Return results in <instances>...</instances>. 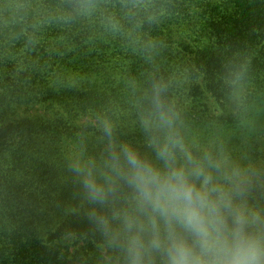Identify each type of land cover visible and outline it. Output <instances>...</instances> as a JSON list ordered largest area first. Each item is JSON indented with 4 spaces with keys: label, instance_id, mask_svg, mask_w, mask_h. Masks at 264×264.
<instances>
[{
    "label": "trees",
    "instance_id": "16d2710c",
    "mask_svg": "<svg viewBox=\"0 0 264 264\" xmlns=\"http://www.w3.org/2000/svg\"><path fill=\"white\" fill-rule=\"evenodd\" d=\"M178 30L191 33L190 44L196 45L182 44L219 94L244 64L261 66L264 72V0H0V78L16 73L13 82L0 79V264H115L107 259L104 237L86 214L92 206L83 200L69 166L76 159L99 157L92 142L100 132L38 117L7 123V111L12 104L17 107L24 99L45 94L63 97L83 113L111 115L114 108L125 106L140 118L141 111L151 109L157 85L171 107V93L183 91L182 69L188 64L179 60L186 53L174 47ZM80 32L118 33L125 43L104 46L106 51L126 45L131 49L139 42L144 55L125 59L126 78L112 83L89 80L80 87L65 77L42 80L39 72L51 63L46 46L53 50L52 39H72ZM43 37L49 44L45 39L36 47ZM59 53H65V65L71 55L66 48ZM81 53L86 56L85 50ZM103 68L96 64L93 70ZM47 135L50 141L40 144ZM83 135L84 141L79 140ZM250 199L264 207V172ZM69 210L75 212L68 216ZM58 218L65 219L60 235L65 246L63 241L55 244L57 233L45 239ZM69 235L77 242L71 244Z\"/></svg>",
    "mask_w": 264,
    "mask_h": 264
},
{
    "label": "clouds",
    "instance_id": "9594fccd",
    "mask_svg": "<svg viewBox=\"0 0 264 264\" xmlns=\"http://www.w3.org/2000/svg\"><path fill=\"white\" fill-rule=\"evenodd\" d=\"M155 86L141 116L154 159L117 142L102 123L105 156L70 163L86 213L115 264H264V207L251 202L259 179L226 155H196ZM127 189V192H124Z\"/></svg>",
    "mask_w": 264,
    "mask_h": 264
},
{
    "label": "rangeland",
    "instance_id": "374dc122",
    "mask_svg": "<svg viewBox=\"0 0 264 264\" xmlns=\"http://www.w3.org/2000/svg\"><path fill=\"white\" fill-rule=\"evenodd\" d=\"M28 34L31 37V33ZM121 37L118 33L80 32L74 33L72 39L64 37L58 42L52 39V45L55 48L52 50L48 45L46 46L47 54L51 57V63L45 70L39 72L41 79L54 82L61 79L60 77H65L80 87L86 85L89 80L108 83L115 82L118 77L124 80L126 78L124 70L127 69L123 64L127 62L125 59L140 58L144 54L141 48L137 46L139 42L135 43V47L131 49L127 45L109 51L104 49V46L112 45L115 47L116 42L125 43L126 39L124 36L123 39ZM174 37L176 38L174 47L187 55L183 56L180 53V62L188 61V64L182 69L185 77L182 79L184 84H182L181 95H174L175 92H172L170 96L173 98V104L170 105V108L178 113V126L182 135L196 155L203 152H210L213 155H226L232 161L252 168L261 177L264 172V72L260 73L261 66L256 69L248 64L240 66L239 76L231 78L224 89L225 92L219 94L211 81L205 80L200 71L192 64L194 56L182 44L183 41H186L191 48L196 45L190 44L192 42L191 33L178 30ZM45 39L46 37H43L41 41L38 39L36 47L45 44ZM31 40H33L32 37ZM46 43L49 44V38L46 39ZM57 43L59 46H56ZM60 48H66L68 54L71 55L65 65L61 60L65 53H59ZM82 50H85V57H82L84 53H81ZM112 60L113 63H111ZM96 64L103 65L102 72L93 70ZM262 71H264V65ZM72 76L73 78H71ZM4 78H6L5 80L10 78L13 82L16 73L12 74L11 77L7 75ZM4 78L2 76L0 79L3 80ZM62 100L63 97L58 99L41 94L30 99H24L17 107L12 104L7 111L8 116L6 118L9 119L7 123H12L13 120L10 119L15 118L38 117L44 120H60L75 124L74 126L85 125L87 129L99 131L98 135H102L98 140L92 142L94 144L89 142L95 145L99 155L96 160L100 161L105 155L107 145V138L104 137L101 126L103 122L108 121L113 125L114 138L117 142L130 143L139 149L143 155L154 159V153L146 144L145 133L140 122L141 117L135 118L130 108L116 107L111 115H101L96 111L83 113L78 108H74L76 107L74 105L69 107L72 104ZM146 112L141 111V116ZM50 137L49 135L43 137L40 144L50 141ZM84 138L83 135L79 140L84 141ZM19 139V137L14 138L16 142H19ZM41 147L48 148L49 146L41 145ZM57 147L62 149V146ZM47 192L52 194L54 190H47L45 193ZM124 192L126 193L127 189H124ZM74 212V210H69L66 215L69 216ZM64 222L65 219L58 218L48 230L49 233L45 239L57 233L58 237L55 244L60 245L61 241L64 240L60 237ZM66 238L70 240L69 242L72 241L71 244L77 240L74 235L66 236ZM62 245H67V242L64 243L63 241Z\"/></svg>",
    "mask_w": 264,
    "mask_h": 264
}]
</instances>
